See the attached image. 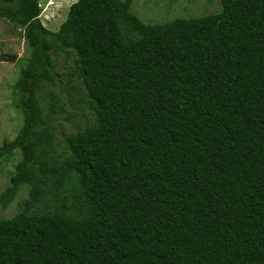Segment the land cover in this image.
<instances>
[{"label": "trees", "instance_id": "obj_1", "mask_svg": "<svg viewBox=\"0 0 264 264\" xmlns=\"http://www.w3.org/2000/svg\"><path fill=\"white\" fill-rule=\"evenodd\" d=\"M219 1L145 23L131 0H74L50 31L38 0H0L29 48L0 207L29 197L0 218V264H264V0ZM62 51L91 118L54 154L37 90Z\"/></svg>", "mask_w": 264, "mask_h": 264}, {"label": "rangeland", "instance_id": "obj_2", "mask_svg": "<svg viewBox=\"0 0 264 264\" xmlns=\"http://www.w3.org/2000/svg\"><path fill=\"white\" fill-rule=\"evenodd\" d=\"M74 0H38L40 23L50 31H55L64 19L68 6ZM221 9L219 0H131L129 10L145 23H160L173 18L195 17L218 13ZM29 48L23 37V29L15 24L0 19V146L11 140L22 124L20 110L14 105L13 82L18 75L21 63L28 56ZM53 70L60 76L55 84L44 83L37 90L38 103L43 113L48 114L54 131L52 152L59 154L64 148V134L76 131L91 118L81 81L75 74L69 73L72 68L70 55L59 52L53 58ZM76 86L67 91L65 88ZM54 92L62 104L54 112L49 111L50 94ZM54 100V99H53ZM17 149L9 154L0 155V191L8 184L13 166L19 159ZM29 184L22 185L6 207H0V218H9L23 207L22 200L28 199ZM45 200V199H42Z\"/></svg>", "mask_w": 264, "mask_h": 264}]
</instances>
